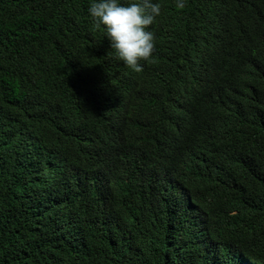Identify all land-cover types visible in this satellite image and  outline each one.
<instances>
[{"label":"trees","instance_id":"1","mask_svg":"<svg viewBox=\"0 0 264 264\" xmlns=\"http://www.w3.org/2000/svg\"><path fill=\"white\" fill-rule=\"evenodd\" d=\"M153 2L137 71L90 0H0V264H264V0Z\"/></svg>","mask_w":264,"mask_h":264},{"label":"clouds","instance_id":"2","mask_svg":"<svg viewBox=\"0 0 264 264\" xmlns=\"http://www.w3.org/2000/svg\"><path fill=\"white\" fill-rule=\"evenodd\" d=\"M179 8L185 7V0H176ZM88 14L97 26L104 28L105 36L110 42V46L115 50L117 57L129 67L140 70V61L149 60L155 51V34L151 26L156 18L161 14V4L153 0H90ZM54 162H57L53 159ZM58 163V162H57ZM59 170L75 176L69 188L78 186L83 188L84 182L89 183V179H82L86 174L84 168L74 163H61ZM164 184V183H163ZM187 192L172 187L165 194L170 201L178 200L185 196ZM42 195H44L42 193ZM159 195V196H160ZM167 204V202H164ZM172 205L171 203H168ZM173 206V205H172ZM205 212L197 205H190L186 211V221L184 226L201 224L205 221ZM120 238L117 236L116 239ZM123 238V237H122ZM209 238H201L206 242Z\"/></svg>","mask_w":264,"mask_h":264}]
</instances>
